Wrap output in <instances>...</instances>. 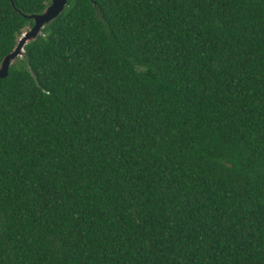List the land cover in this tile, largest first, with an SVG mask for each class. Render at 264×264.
<instances>
[{"label": "trees", "instance_id": "1", "mask_svg": "<svg viewBox=\"0 0 264 264\" xmlns=\"http://www.w3.org/2000/svg\"><path fill=\"white\" fill-rule=\"evenodd\" d=\"M51 1L0 0V67ZM24 51L0 264H264V0H68Z\"/></svg>", "mask_w": 264, "mask_h": 264}, {"label": "water", "instance_id": "2", "mask_svg": "<svg viewBox=\"0 0 264 264\" xmlns=\"http://www.w3.org/2000/svg\"><path fill=\"white\" fill-rule=\"evenodd\" d=\"M67 4L68 0H52L44 13L31 16L34 26L22 36L15 50L4 59L0 67V78L7 77L12 62L24 54L25 45L31 40L36 39L46 25L50 24L64 11Z\"/></svg>", "mask_w": 264, "mask_h": 264}, {"label": "rangeland", "instance_id": "3", "mask_svg": "<svg viewBox=\"0 0 264 264\" xmlns=\"http://www.w3.org/2000/svg\"><path fill=\"white\" fill-rule=\"evenodd\" d=\"M29 30H30V28L27 29V31H29ZM27 31H26V32H27Z\"/></svg>", "mask_w": 264, "mask_h": 264}]
</instances>
